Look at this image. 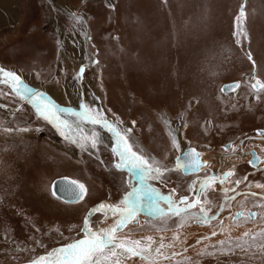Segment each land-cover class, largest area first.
<instances>
[{
    "label": "rangeland",
    "instance_id": "rangeland-1",
    "mask_svg": "<svg viewBox=\"0 0 264 264\" xmlns=\"http://www.w3.org/2000/svg\"><path fill=\"white\" fill-rule=\"evenodd\" d=\"M7 1L0 0V15L6 17L0 20V68L17 72L56 109L80 111L79 105L85 103L93 114L99 109L100 116L118 128L131 127L130 143L145 157L173 167L177 152L172 148L170 126L177 127L181 148L192 145L205 156L228 154L221 146L226 138L236 139L252 126H264V91L257 102L250 89L253 76L264 83V0ZM241 5L246 15L237 22ZM246 53H251L255 68ZM96 60L98 64L93 63ZM82 66L85 72L77 76ZM230 80L240 82V88L222 92L220 85ZM0 104L6 105L0 108V264H24L78 238L77 230L91 209L101 203L119 204L128 190L129 174L114 168L119 157L113 151L117 145L112 133L101 130L103 143L85 151L38 120L31 105L7 85L0 84ZM61 115L74 126L91 130L92 126L76 117ZM5 128L30 130L9 133ZM232 165L239 168L236 174L248 169L246 162L230 163L228 168ZM203 173L185 175L186 179L181 172L169 173L167 185L154 180H146L145 185L164 194L173 187L187 194L188 184ZM57 175L72 177L90 194L72 202L54 196L49 182ZM259 177L247 186L256 185ZM131 178L136 183L132 174ZM220 194L217 188L208 198L214 196L216 202ZM236 203L233 206H239ZM224 208L221 213L227 212ZM99 217L100 213L94 214L90 222L99 226ZM150 219L142 227L143 236L181 229L193 232L189 220L190 226L176 230L178 217ZM213 221L204 228L219 233L221 226ZM230 223H225L224 234L193 250L199 242L181 243L180 237H171L167 244L173 247L163 252L170 255L174 250L182 255L160 264H264L256 248L248 256L239 249L235 255H197L206 245L213 251L212 245L220 247L218 240L241 236L248 222L243 219L238 224L241 229H231L235 226ZM261 224L252 232L264 228ZM159 229L172 231L150 232Z\"/></svg>",
    "mask_w": 264,
    "mask_h": 264
},
{
    "label": "snow or ice",
    "instance_id": "snow-or-ice-1",
    "mask_svg": "<svg viewBox=\"0 0 264 264\" xmlns=\"http://www.w3.org/2000/svg\"><path fill=\"white\" fill-rule=\"evenodd\" d=\"M245 15L244 6L241 5L235 20L237 22L243 21ZM77 20H82V17H77ZM236 42L240 43L239 40ZM246 55L248 60L252 61L251 53H246ZM93 63L98 64L99 61L96 60ZM252 65L255 68V61H252ZM84 72L85 68L83 66L80 67L77 76L83 75ZM251 79L254 81L250 83L251 93H254V99L260 102L262 100L261 92L264 91V83L256 76ZM0 84L7 85L11 89V93L31 105L35 110L36 118L51 125L69 144L77 145L85 151L98 149V145L103 143L101 130L112 133L117 145L113 151L119 157V162L114 165V168L121 172L127 171L129 174L126 179L128 190L124 193L119 204L101 203L98 207L91 209L85 216L82 226L77 230L78 238L30 260L29 264H129V262L137 264L136 258L140 262H144V264H160L161 260H171L176 256L182 255V253L173 251L170 255H165L162 249L171 248L173 244L169 243L166 245L163 236L157 241L151 235L134 239L131 230L124 235L118 234L123 233L124 229L134 221L135 224H139L136 217L140 214L141 206H144L145 210L156 214L161 219L165 216L169 220L178 217L177 229L184 227L185 222L188 220L194 221L199 226L210 223L216 219V215H208L211 211L210 207H206L210 204L208 191L215 192V185L219 184L221 186V190L227 197V200L220 205V210H223L226 203L231 206L229 202L235 199V196H229L228 193H235L236 187L245 182L246 178H237L233 182L234 187H227L225 182L229 177L235 176V166L222 174H210L208 171L210 167L209 161L201 159L202 153L191 147L187 150H182L179 140L174 135L171 137L172 148L180 155L175 157L173 167H167L162 162L155 160L154 157H145L140 151L134 150L133 144L130 143V134L133 131L131 127L118 128L116 124L101 117L99 109L93 114L92 107L85 103L79 105L80 111H75L72 108L56 109L49 101L43 99L44 94L42 92L30 88L15 71L0 68ZM240 86V82H235L231 85H225L221 91L231 90L234 92ZM4 95L7 96L9 93H4ZM4 107H6L5 104H0V108ZM20 110V108L16 109L17 112ZM65 112L70 116L76 117L82 124L92 126L91 130L79 125L74 126L61 115V113ZM134 125L135 121H133ZM29 130L28 128L4 129L5 132L9 133ZM35 130L42 131L40 128ZM258 134L264 137V131ZM243 143L242 141L241 144ZM225 151L232 152L234 148L229 145ZM252 155L256 160L260 159L255 152ZM248 163L251 164L253 161L249 160ZM181 171L191 173L204 171L205 175L202 177L197 176L196 179H193L188 184L184 190L187 194L178 193L175 187L171 188L167 194H164L157 191L150 184L145 185L146 180L159 181L167 185L170 180L168 174ZM134 172L138 175L137 183H134L131 178V174ZM64 183L65 190L73 193L77 201L84 200L90 194L85 185L78 181L66 180ZM255 186L264 188V183H256ZM241 195L245 197L249 195L256 196L257 193H241ZM201 197H203V200H201ZM253 206L264 205H260L259 201H257ZM193 209L198 210L192 211ZM96 213H100L98 218L99 226L90 222V217ZM242 215V213L237 212L235 216H230V219L237 220ZM256 216L257 212L250 211L248 219L254 221ZM260 216L264 220V213H260ZM145 223H150V221L146 218ZM220 225L221 231H223V221L220 222ZM159 230L164 231L165 229ZM210 235L216 236L217 233L213 231ZM245 237L249 239H244ZM172 239L178 240L179 235L174 233ZM203 239H209V237L205 236ZM249 240L251 243H249ZM257 240H259V243H257ZM36 243L40 244V241H36ZM217 244L220 245L219 248L212 245L213 251H208L209 246L206 245L204 250L197 253V255L215 256L217 253L220 255H235V250L239 249L241 253L248 256L249 250L256 248L261 253V256L264 257V228H261L258 232L244 231L239 237L229 240H218ZM153 245H156V247L153 248ZM40 246L43 245L40 244ZM184 251H187V249L185 248ZM252 255H255V253H252ZM185 260L191 261V258L185 257Z\"/></svg>",
    "mask_w": 264,
    "mask_h": 264
},
{
    "label": "flooded vegetation",
    "instance_id": "flooded-vegetation-1",
    "mask_svg": "<svg viewBox=\"0 0 264 264\" xmlns=\"http://www.w3.org/2000/svg\"><path fill=\"white\" fill-rule=\"evenodd\" d=\"M230 81H233V80H230ZM236 82V81H235ZM231 91V90H230ZM261 131H264V126H262V125H256V126H252L251 127V131L250 132H248V133H244V134H242L241 136H239V137H237L236 139H234V138H226L224 141H223V143L221 144V146H222V148L225 150L229 145H232L233 146V148H234V151H232V152H226V153H228V154H226V155H224L225 156V158H228L229 156L231 157H233V156H235V157H238V158H243V156L245 157H248L249 158V156H252V153H251V150H254V152L256 153V155L257 156H259L260 157V159L258 160V162L254 165V166H252V165H249V163H248V158H247V160L245 161L246 162V164H247V166H248V169H246V170H244L242 173H240V174H236L237 173V171H238V169L239 168H237L236 166H235V176H233V177H229L228 178V180L225 182L226 183V185H227V187H229V188H232V187H234L235 185H234V180L235 179H237V178H246L245 179V182L243 183V184H241L239 187H236V191H238V190H240V189H242V188H246L247 190H245L246 191V193H252V192H255V193H257V195L256 196H251V195H249V196H247V197H245L244 195H241V194H234V196H235V199L234 200H232V201H230V205L231 206H228V204L226 203L225 204V208H224V211H227V213L225 214V216L223 217L222 216V214L223 213H221L220 211L219 212H217V210H218V207H219V205H220V202H221V198L222 197H225L224 198V200L226 201L227 200V197L225 196V193L221 190V186L219 185V184H217L216 186L217 187H215V189H219L220 190V192L222 193V194H220L219 195V197L217 198V200H216V202H214V196H213V198H212V200H210V204L209 205H207L206 207H210L211 208V211L208 213V215L209 216H212V215H214L216 212L218 213L217 214V218L215 219V221H216V225L217 224H219L218 226H221L220 225V222L221 221H223V224H224V222L226 223V224H228V222L230 221L231 223L229 224V226H231V225H234L235 227L234 228H231V227H229L228 226V228H231V229H241V228H239V226H238V224L243 220V219H247V222L248 223H246V225H245V227L244 228H242L243 229V231H247V230H253L254 228H255V226H259L261 223V225H263L264 224V221H260V220H262L261 219V216H260V213H264V206H253V205H255L256 203H257V201H259V203H260V205H264V188H257L256 186H255V184H253V186H247L248 185V183H249V179L251 178H256V177H258V176H260L259 178H258V180H257V182L256 183H264V163H262V161H264V155H261V154H259L258 153V151H256L254 148H252V147H250V148H248L247 149V151L245 152V149H244V143L246 142V141H259V142H264V137H262V136H260L258 133L259 132H261ZM252 136V137H250V138H247L246 140H244L245 138H246V136ZM242 140H244L243 142V144H241V141ZM240 144L242 145L241 147H240ZM197 149V148H196ZM198 150V149H197ZM239 150V152H237ZM199 151V150H198ZM200 152V151H199ZM201 153V152H200ZM233 154V155H232ZM215 155V156H214ZM217 155H219V154H213L211 157H213L212 158V161H209L208 159H206V157H205V155L204 154H202V157H201V159L202 160H207V161H209V164H210V166H211V164L212 165H214V167H213V169H211L210 167H209V169L210 170H208L209 171V173L210 174H222L223 172H225V171H228V170H230V169H232L233 168V165L230 167V168H226V169H223L222 168V166L220 165V163L219 162H217V158L218 157H216ZM212 162H214V163H212ZM216 163H218V164H216ZM244 163V162H243ZM242 164V163H241ZM215 165H217L216 167H215ZM221 166L220 168H217L218 166ZM239 165V164H238ZM183 174V173H182ZM185 175H187V174H183V175H181V177L182 178H187V176H185ZM189 175V174H188ZM205 175V172L203 173V174H201L200 176L202 177V176H204ZM253 175V176H252ZM250 179V180H251ZM260 180V181H259ZM228 182V183H227ZM182 184H184V179H182ZM211 190H209L208 191V194H209V192H210ZM232 194V192H229L228 193V195L230 196ZM203 198V197H202ZM248 198H250V199H248ZM220 200V201H219ZM245 200V202L244 203H242L241 204V202H243ZM237 202V203H236ZM215 203V204H214ZM234 203H236L237 205H239V206H233L234 205ZM213 204H214V206H213ZM143 206H141V208H142ZM141 208H140V211H141ZM227 209V210H226ZM142 210H144V213L143 212H140V214L136 217V219L139 221V224H135V221L133 222V223H131V224H129L128 226H132V227H137V225H138V227L140 226L141 228L142 227H147L148 225H146L145 226V219L147 218L150 222H151V219L150 218H155V219H158V216L156 215V214H154V213H149L147 210H145V208L144 209H142ZM198 210V209H197ZM250 211H253V212H257V216L255 217V220L253 221V220H249L248 219V215H249V212ZM237 212H240V213H242L243 215L242 216H240L239 217V219H237V220H233V219H230V216H235L236 215V213ZM155 216H157V217H155ZM222 216V217H221ZM164 218H167L166 216L164 217ZM190 222L192 221V220H189ZM189 221H187V222H185V224L184 225H191L190 224V222ZM213 221V220H212ZM211 221V222H212ZM260 221V222H259ZM193 222V224L194 225H196V227L197 226H199V225H197L194 221H192ZM214 222V221H213ZM251 224H254L253 226H251ZM194 225H191V226H194ZM210 225V223H206V224H204V225H202V226H199V227H201L202 228V231H200V230H197V231H193L192 233L190 232V234L193 236V237H205V234H207V235H209L210 237H213V236H211L210 234H211V232H209V231H211V230H205V231H203V229H206V228H204V227H208ZM248 226H250V228H248ZM179 229H181V228H179ZM213 229V228H212ZM176 230H178V229H176ZM216 230V229H215ZM168 231H172V229H167V230H164V231H156V230H154V231H150V232H168ZM206 232H208V233H206ZM213 232V231H212ZM220 232V231H219ZM205 233V234H204ZM216 233H218L217 231H216ZM197 235V236H196ZM204 235V236H203ZM208 236V237H209ZM205 241V240H207V239H201V240H199V241ZM197 243V242H196Z\"/></svg>",
    "mask_w": 264,
    "mask_h": 264
},
{
    "label": "bare ground",
    "instance_id": "bare-ground-1",
    "mask_svg": "<svg viewBox=\"0 0 264 264\" xmlns=\"http://www.w3.org/2000/svg\"><path fill=\"white\" fill-rule=\"evenodd\" d=\"M5 1V0H4ZM8 2V1H7ZM3 3V2H2ZM8 3H10V0H9V2ZM2 5V4H1ZM3 7V6H2ZM8 8V7H7ZM0 9H1V7H0ZM4 9V8H3ZM0 11H2V9L0 10ZM7 11V10H6ZM1 15H3L4 17H1L0 18V20H2V19H4V18H6L5 17V15L4 14H1ZM0 15V16H1ZM230 91V90H229ZM229 91H225V92H229ZM51 92V91H50ZM53 92V91H52ZM53 95L55 96V98H57L58 99V97H61V95H58V94H56L55 92H53ZM61 99L63 100V97H61ZM59 100V99H58ZM170 125H171V123H169ZM169 128H171L172 129V131H170V133H171V136H178V132H177V127H175V126H170ZM177 139L179 140V142H180V144H182V141H181V139H179V137H177ZM250 147H252V148H254L256 151H258V153L259 154H261V155H264V142H259V141H246L245 143H244V149H245V152L247 151V149L248 148H250ZM237 152H239V150L237 151ZM214 154V153H213ZM233 155V154H232ZM212 155H206L205 157L206 158H208V160L209 161H211V159L213 158V157H211ZM215 156V155H214ZM216 157H219V158H217V162H219L221 165H222V168L224 169V168H228V166H229V164L230 163H243V162H245L246 160H247V158L248 157H244L243 156V158H238V157H235V156H229L228 158H225V156L223 155V154H219V155H217ZM205 160V159H204ZM212 163H214V162H212ZM216 164H218V163H216ZM217 165H215V167H216ZM188 174H191V173H187V175ZM253 176V175H252ZM251 179V178H250ZM249 179V180H250ZM145 207L143 206L142 208H141V210L142 209H144ZM226 222V221H225ZM225 222H224V224H223V228H224V225H225ZM146 226V225H145ZM184 226H187V225H184ZM189 227V226H188ZM187 227V229H189ZM191 228H192V230H189V231H197V230H200V231H202V228H199V227H196V226H190ZM133 230V231H135L136 233H138V234H136V235H134L133 237H138V236H143V234H141L140 232H142L141 230H144L143 228H141L140 226L138 227V225H137V227L135 226V227H132V226H128L127 228H125L124 229V232L123 233H121V234H118V235H124V234H127L126 232L128 231V230ZM226 229V228H225ZM205 230H208V229H203V231H205ZM179 232H176V234H178L179 235V237H180V241L179 242H187L188 243V240L190 241V240H195L198 244L196 245V246H193L191 249L193 250V249H195V248H198L199 247V244H201V243H206V242H210V241H212L213 239H215V237L216 236H218V235H221V234H224V230L223 231H221L220 230V232L219 233H217V235L216 236H213V237H210L209 235H207V234H205V235H207V236H209V239H207V240H205V241H199V240H201L203 237H193L191 234H186V233H184V230L183 229H181V230H178ZM216 232V231H215ZM230 232V231H229ZM143 233V232H142ZM206 233H208V232H206ZM181 234H183V235H181ZM228 234V233H227ZM154 235V234H153ZM152 235V236H153ZM173 235L174 234H163V235H160L161 237L163 236L164 237V242H165V244L167 245V243H168V241H169V239L171 238V237H173ZM189 235V236H188ZM160 236H153V238L155 239V240H157V241H159L160 240ZM197 236V235H196ZM204 236V235H203ZM192 240V241H193ZM194 241V242H195ZM177 242V241H176ZM178 243V242H177ZM179 245V244H178ZM184 245V244H183ZM156 247V245H153V248H155ZM168 250L169 249H171V248H167ZM176 249H178V248H176ZM163 251V250H162ZM174 251V250H173ZM190 251L188 250V252L187 253H189ZM129 263H131V262H129Z\"/></svg>",
    "mask_w": 264,
    "mask_h": 264
},
{
    "label": "water",
    "instance_id": "water-1",
    "mask_svg": "<svg viewBox=\"0 0 264 264\" xmlns=\"http://www.w3.org/2000/svg\"><path fill=\"white\" fill-rule=\"evenodd\" d=\"M254 82V81H253ZM233 83H235V81H226V82H223L221 85H220V90L222 89V88H224L225 87V85H231V84H233ZM225 91H229V90H225ZM225 91H223V92H225ZM189 147H191V148H195L194 146H192V145H187V146H184V147H182L181 149L182 150H187ZM196 149V148H195ZM197 150V149H196ZM198 151V150H197ZM254 152V150H251V153H253ZM256 154V153H255ZM177 155H180V153H178L177 152V154L175 155V157L177 156ZM257 156V155H256ZM175 157H174V159H173V166H174V164H175ZM249 160H252L253 161V163H249V165H252V166H254L257 162H258V160H256L254 157H253V155L252 156H249V158H248V161ZM181 173H183V174H187V173H191V172H184V171H181ZM133 177H134V179L136 180V183L138 182V175H137V173H133ZM66 180H75V179H73L72 177H69V176H67V175H57V176H54L51 180H50V182H49V190H50V192L54 195V196H56V197H58V198H60V199H62V200H64V201H67V202H72V201H75V197H74V194L73 193H71V192H69V191H66L65 190V183H64V181H66ZM76 181V180H75ZM72 242V241H71ZM24 264H29V262L28 263H24Z\"/></svg>",
    "mask_w": 264,
    "mask_h": 264
},
{
    "label": "crops",
    "instance_id": "crops-1",
    "mask_svg": "<svg viewBox=\"0 0 264 264\" xmlns=\"http://www.w3.org/2000/svg\"><path fill=\"white\" fill-rule=\"evenodd\" d=\"M259 181H260V180H259ZM245 190H247V189H246V188H242V189L236 191L235 193H232L230 196H234V194L236 195V194H238V193H239V194H241V193H246ZM229 203H230V202H229ZM226 213H227V212H223L222 216L224 217Z\"/></svg>",
    "mask_w": 264,
    "mask_h": 264
}]
</instances>
